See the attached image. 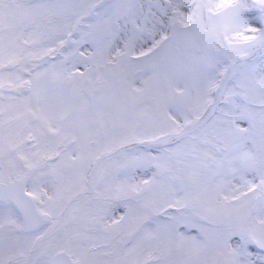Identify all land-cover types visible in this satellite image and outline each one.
<instances>
[{"label":"snow or ice","instance_id":"obj_1","mask_svg":"<svg viewBox=\"0 0 264 264\" xmlns=\"http://www.w3.org/2000/svg\"><path fill=\"white\" fill-rule=\"evenodd\" d=\"M0 264H264V0H0Z\"/></svg>","mask_w":264,"mask_h":264}]
</instances>
